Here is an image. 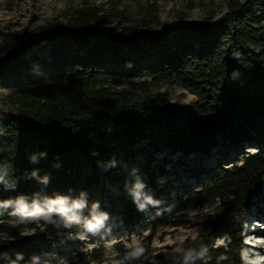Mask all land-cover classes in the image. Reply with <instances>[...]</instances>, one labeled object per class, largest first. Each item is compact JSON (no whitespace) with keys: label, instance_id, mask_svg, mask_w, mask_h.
<instances>
[{"label":"trees","instance_id":"trees-1","mask_svg":"<svg viewBox=\"0 0 264 264\" xmlns=\"http://www.w3.org/2000/svg\"><path fill=\"white\" fill-rule=\"evenodd\" d=\"M159 11L158 0L84 2L25 37L0 31V39L17 41L4 61L41 44L63 56L51 80L9 89L16 110L0 109V175L7 181L0 202L81 193L89 200L100 192L104 208L127 229L146 221L154 230L183 226L188 221L180 217H145L134 185L142 183L143 193L159 186L168 172L160 153L211 161L215 151L240 152L242 158L210 167L197 189L177 196L179 209L197 211L194 237L148 245L138 256L120 242L114 248L133 264H182L177 248L203 251L194 264H241L244 216L264 184V0H226L223 14L189 24L162 22ZM4 72L0 65L2 78ZM173 86L195 99L174 104L163 90ZM0 213L20 222L11 210ZM24 226H8L15 239L0 236V264H31L57 244L55 227L20 237ZM224 231L228 244L215 245ZM104 254L73 250L66 264H92Z\"/></svg>","mask_w":264,"mask_h":264},{"label":"rangeland","instance_id":"rangeland-1","mask_svg":"<svg viewBox=\"0 0 264 264\" xmlns=\"http://www.w3.org/2000/svg\"><path fill=\"white\" fill-rule=\"evenodd\" d=\"M84 2L102 4L106 0H0V31L17 33L25 37V33L37 25L51 21L55 17H61L65 12L74 10ZM159 15L162 22L189 24L202 22L209 14L221 15L226 11V0H158ZM113 25L107 27L112 29ZM17 47V41L12 37L0 39V65L5 66V78L0 76V109L14 111L16 107L8 101L9 89L13 85H32L51 80L58 71L63 56L55 54L53 45L41 44L33 47L18 58L4 61L8 51ZM151 61V56L143 60ZM168 91L174 104L192 102L195 95L182 86L164 87ZM246 146L244 151L252 150ZM166 156L168 172L160 179L159 186L148 189L145 195L151 197L153 203L146 204L142 208L145 217L160 216L166 214L171 220L180 217L188 221L183 226H162L153 229L150 221L142 225H136L133 229H127L121 223H116V217L109 214L104 208L105 199L100 192L92 199L87 200L89 208L93 203H99L100 210L107 213L108 231L97 235L83 232L79 227L71 229H57V244L45 247L31 264H66L71 260L73 250L86 251L93 248L105 250L102 259L95 260L92 264H133L120 258L119 252L114 245L117 242L129 249L133 255H140L150 245L151 248L159 249L166 245L178 244L185 238L194 237L197 233L195 226L197 211L193 209H179L177 196L186 190L197 189L207 176V169L217 163H229L231 160L242 158L243 153L236 156L231 152L220 154L213 152V158L208 161L195 159L193 156L184 157L180 152L160 153L158 157ZM204 166V168H201ZM43 192V191H42ZM44 193V192H43ZM143 203V199H141ZM84 215H88L85 209ZM264 224V184L251 195V206L243 220V247L241 249V264H249L259 261L264 264V250L255 249L246 241L260 239L264 243V233L261 237L250 235L255 228ZM22 222L8 218L0 213V236L15 239L8 230L9 225L17 226ZM20 232V237L25 235H37L44 231L45 224L28 223ZM18 236V237H19ZM229 242L228 232H222L213 241L215 245L226 246Z\"/></svg>","mask_w":264,"mask_h":264},{"label":"clouds","instance_id":"clouds-1","mask_svg":"<svg viewBox=\"0 0 264 264\" xmlns=\"http://www.w3.org/2000/svg\"><path fill=\"white\" fill-rule=\"evenodd\" d=\"M31 161L36 163L37 158L32 156ZM32 176L36 177L37 172L34 171ZM41 182L46 184L48 182L47 177L43 178ZM0 183H5L7 186V181L3 175H0ZM143 188L144 185L138 181L131 190L136 201L143 199V203L139 205L141 208L146 204L153 203L151 197L143 193ZM85 209L88 210L87 216L84 215ZM0 210H11L12 214L17 215L22 223L42 222L57 229H71L76 226L81 228L83 232L93 235L109 230L107 226L108 214L100 210L98 202L93 203L89 208L83 193L76 199L57 196L43 199L34 198L30 201L21 196L15 200L0 202ZM176 251L181 253L183 257L182 264H194L197 258L203 256V251L198 253L195 249L177 248ZM17 259H23L22 255L18 254Z\"/></svg>","mask_w":264,"mask_h":264},{"label":"bare ground","instance_id":"bare-ground-1","mask_svg":"<svg viewBox=\"0 0 264 264\" xmlns=\"http://www.w3.org/2000/svg\"><path fill=\"white\" fill-rule=\"evenodd\" d=\"M261 233H264V224L262 223L259 228L254 229V233L250 235H254L255 237H261ZM247 244H252L253 248L255 249H263L264 250V243L260 239L253 240L252 238L248 241H246ZM249 264H259V261H253L250 262Z\"/></svg>","mask_w":264,"mask_h":264}]
</instances>
